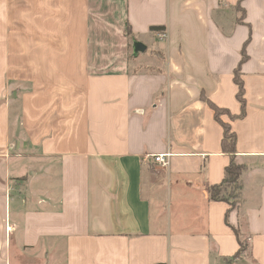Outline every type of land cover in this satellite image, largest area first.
Listing matches in <instances>:
<instances>
[{
  "label": "crops",
  "instance_id": "0c3cea01",
  "mask_svg": "<svg viewBox=\"0 0 264 264\" xmlns=\"http://www.w3.org/2000/svg\"><path fill=\"white\" fill-rule=\"evenodd\" d=\"M0 264H264V0H0Z\"/></svg>",
  "mask_w": 264,
  "mask_h": 264
},
{
  "label": "trees",
  "instance_id": "16d2710c",
  "mask_svg": "<svg viewBox=\"0 0 264 264\" xmlns=\"http://www.w3.org/2000/svg\"><path fill=\"white\" fill-rule=\"evenodd\" d=\"M240 20V19H239ZM151 31H159V30H164L161 28H155L152 27L150 29ZM234 82L238 87V92H237V100L242 106L241 113L239 114V118L244 115V100H243V85L242 81L239 78V75L237 72L234 74ZM207 102V101H206ZM208 105L211 107L214 113L215 119L221 124L223 128V138L221 141V150L223 153L230 155V162L228 166L225 168L224 171V178L223 181L220 185L212 186L207 189V195L208 199L211 201H223L229 204V207H233L234 203H230L229 200L231 199H236L237 194L241 188V174L244 170V167L240 164H237L234 161V154H235V144H236V136L235 133H233L229 126L226 125L221 121V116L224 115V112L221 109H218L214 107L213 105ZM229 118H232L231 116ZM234 234L237 236V241L239 245V249L234 255L233 259L239 258L242 254V252L246 249V242L242 241L240 239V236L238 232H236L233 229Z\"/></svg>",
  "mask_w": 264,
  "mask_h": 264
},
{
  "label": "rangeland",
  "instance_id": "374dc122",
  "mask_svg": "<svg viewBox=\"0 0 264 264\" xmlns=\"http://www.w3.org/2000/svg\"><path fill=\"white\" fill-rule=\"evenodd\" d=\"M239 9V8H238ZM235 10V7H234ZM241 18V14L238 16V19ZM95 38L97 40L100 39L99 43L101 44V47L94 50V58L98 59L101 57H107L109 56L112 62V68H115L119 66L120 62L124 59L127 60V62L131 61L132 55H131V46L133 45V42H136V40H141L137 36L133 38L130 34L128 29L120 35L117 34H95ZM136 39V40H135ZM135 40V41H134ZM150 48V47H148Z\"/></svg>",
  "mask_w": 264,
  "mask_h": 264
},
{
  "label": "built area",
  "instance_id": "2783aa9c",
  "mask_svg": "<svg viewBox=\"0 0 264 264\" xmlns=\"http://www.w3.org/2000/svg\"><path fill=\"white\" fill-rule=\"evenodd\" d=\"M156 36L159 38V39H163L165 36L162 32H157L156 33ZM154 162L155 163H158V164H161V165H166V161H165V155H157L156 157H154Z\"/></svg>",
  "mask_w": 264,
  "mask_h": 264
},
{
  "label": "water",
  "instance_id": "95a60500",
  "mask_svg": "<svg viewBox=\"0 0 264 264\" xmlns=\"http://www.w3.org/2000/svg\"><path fill=\"white\" fill-rule=\"evenodd\" d=\"M145 51V47L139 43L134 45V52L138 53V52H143Z\"/></svg>",
  "mask_w": 264,
  "mask_h": 264
}]
</instances>
